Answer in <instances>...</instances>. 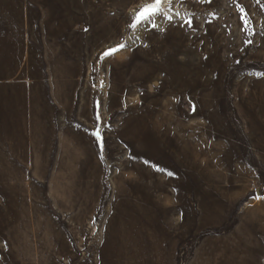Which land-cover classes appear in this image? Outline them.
<instances>
[{
  "label": "rangeland",
  "instance_id": "374dc122",
  "mask_svg": "<svg viewBox=\"0 0 264 264\" xmlns=\"http://www.w3.org/2000/svg\"><path fill=\"white\" fill-rule=\"evenodd\" d=\"M152 2L2 1L76 61L73 107L104 135L45 137V92L70 86L39 57L38 137L0 162V264H264V0H162L130 27Z\"/></svg>",
  "mask_w": 264,
  "mask_h": 264
},
{
  "label": "crops",
  "instance_id": "0c3cea01",
  "mask_svg": "<svg viewBox=\"0 0 264 264\" xmlns=\"http://www.w3.org/2000/svg\"><path fill=\"white\" fill-rule=\"evenodd\" d=\"M2 1L4 2V0H0V75L4 76V82L10 83L8 87L10 89L5 91L7 86L4 85L3 90H0V162L21 161L17 147L23 144L31 145L38 137L36 128L32 124L38 120L39 113L38 107L34 105V100L38 95L34 82L38 78L36 63L38 64L39 57L43 62L46 58L54 60L57 57L58 70L69 76L67 82L70 86L67 89L45 92L48 98L55 99L52 106L46 105V107L40 108L45 114L47 123L45 137H52L53 140L60 138L63 140V144L68 145H83L86 138L92 142L98 141L104 135V131L94 127V109L86 111L82 107L79 108L80 106L73 107V98L79 92L74 89L79 84V80L75 79L77 70L71 65L76 61L71 59L73 62L68 60L62 62L60 52L51 55L45 52L39 54L36 51L37 42L45 45L47 34H43L39 30L37 32L31 27L21 30L23 22L28 24V18L23 21L22 17L25 15L29 17L30 14L34 16L32 15L34 10H27L24 15L19 6V10L16 8L17 10L7 11L4 9L5 4ZM7 17L12 20L14 28L12 31L9 28L6 30ZM51 72L53 73V69ZM17 74L19 78L11 80V76ZM0 79L2 80V78ZM59 97L62 98L60 104ZM96 133H99V136ZM74 160L73 158L71 161Z\"/></svg>",
  "mask_w": 264,
  "mask_h": 264
},
{
  "label": "snow or ice",
  "instance_id": "6c2138e0",
  "mask_svg": "<svg viewBox=\"0 0 264 264\" xmlns=\"http://www.w3.org/2000/svg\"><path fill=\"white\" fill-rule=\"evenodd\" d=\"M161 2H162V0H153L152 3L145 4L142 8H140L139 11L136 12L135 16L133 17V22L129 26L132 28H135L141 22L148 20L151 16H154L157 13H159ZM258 2H259V0H258ZM168 19L170 20L171 17H168ZM187 23L191 24V21L189 20V21H187ZM153 26L155 27L156 25L154 24ZM123 47H125V45L120 44L117 47L109 49L108 51H106L102 54V58L104 56L114 54L115 52L119 51ZM262 75H264V74H262ZM96 135L99 136V133H96Z\"/></svg>",
  "mask_w": 264,
  "mask_h": 264
}]
</instances>
